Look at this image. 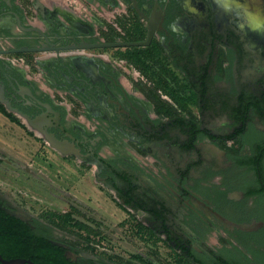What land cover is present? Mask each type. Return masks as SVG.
<instances>
[{
  "label": "flooded vegetation",
  "instance_id": "1",
  "mask_svg": "<svg viewBox=\"0 0 264 264\" xmlns=\"http://www.w3.org/2000/svg\"><path fill=\"white\" fill-rule=\"evenodd\" d=\"M121 2L115 28L96 17L90 34L25 33L24 47L44 49L53 96L0 57L6 97L35 128L5 117L59 159L94 167L95 184L135 220L137 240L168 249L161 256L264 264V0ZM71 46L85 48L57 51ZM28 196L0 188V260L123 264L45 220ZM82 225L93 227L77 219L68 228Z\"/></svg>",
  "mask_w": 264,
  "mask_h": 264
},
{
  "label": "rangeland",
  "instance_id": "2",
  "mask_svg": "<svg viewBox=\"0 0 264 264\" xmlns=\"http://www.w3.org/2000/svg\"><path fill=\"white\" fill-rule=\"evenodd\" d=\"M36 1L57 4L78 17H99L105 25L109 24L108 28H115L116 19L123 15L125 6L121 0H113L115 5L110 7V14H103L102 17L94 0ZM23 3L31 6L30 0ZM157 88L160 89V86ZM0 157L15 161L36 174L34 177L25 171L17 172L0 160V188H17L29 194L27 204L33 206V210L45 220L97 242L101 249L117 254V260L123 264H180L177 256H161L168 253L162 244L137 240L135 220L119 206L113 194L95 184L94 167L92 170L80 168L75 163L59 159L47 144L36 142L8 122L0 125ZM74 216L90 222L93 227L68 228L70 222L77 221Z\"/></svg>",
  "mask_w": 264,
  "mask_h": 264
},
{
  "label": "crops",
  "instance_id": "3",
  "mask_svg": "<svg viewBox=\"0 0 264 264\" xmlns=\"http://www.w3.org/2000/svg\"><path fill=\"white\" fill-rule=\"evenodd\" d=\"M23 1L26 0H0V49L12 51L24 47L26 44L21 42V39L26 36L25 33L29 28L39 29L43 33L59 32L65 37L78 32H81V35L90 34L95 30L90 16L78 17L76 13H70L67 9H63L64 7H59L57 4L49 5L44 1L39 3L36 0H30L31 6L28 7L24 5ZM94 1H96L101 14H110L109 9L114 5L113 0ZM16 5H20L22 11L17 9ZM62 12L64 15H61ZM66 18L69 21L72 20L71 18L79 21L83 25V30H78L68 24ZM65 24L68 25V29H66ZM10 59H22V61L20 64L15 65ZM44 59L39 54H12L6 57V62L13 71L24 70L26 79L39 83L44 90L53 96L52 86L48 87L44 84L49 83L48 78L45 77V74L47 75L49 71V66H47L46 61H43ZM7 122L14 127L12 122L0 111V125Z\"/></svg>",
  "mask_w": 264,
  "mask_h": 264
},
{
  "label": "water",
  "instance_id": "4",
  "mask_svg": "<svg viewBox=\"0 0 264 264\" xmlns=\"http://www.w3.org/2000/svg\"><path fill=\"white\" fill-rule=\"evenodd\" d=\"M28 33H38V34H42L44 36V38H47L46 35H44L39 29L36 28H30L29 30H27ZM138 46V45H146V44H129L126 46ZM104 45H93L91 46L89 49H94V48H103ZM85 47L83 46H71L68 48H61V49H57V51L60 50H81L84 49ZM44 49H37V48H29V47H22V48H16L15 50L12 51H3L0 50V57L3 56H7V55H12V54H26V53H40L42 52ZM0 103L2 105H4L6 107V109L9 112H13L16 113L20 118H23L25 123L30 126V129H34L35 128V123L26 115H24L22 112H20L18 109H14L12 107L11 102L7 99L6 97V88L4 85H2V82L0 81ZM44 136L46 141L50 144V146L56 150V151H61L62 145L60 144V142L55 138L54 135H51L47 132H44ZM2 261V260H0ZM3 264H25L24 261L21 260H15V261H2Z\"/></svg>",
  "mask_w": 264,
  "mask_h": 264
},
{
  "label": "trees",
  "instance_id": "5",
  "mask_svg": "<svg viewBox=\"0 0 264 264\" xmlns=\"http://www.w3.org/2000/svg\"><path fill=\"white\" fill-rule=\"evenodd\" d=\"M0 111H1V113H2L3 115H5V116L11 118L12 121L17 122V120H15V119L13 118V116L10 115V114L7 112L6 108H5L1 103H0Z\"/></svg>",
  "mask_w": 264,
  "mask_h": 264
},
{
  "label": "built area",
  "instance_id": "6",
  "mask_svg": "<svg viewBox=\"0 0 264 264\" xmlns=\"http://www.w3.org/2000/svg\"><path fill=\"white\" fill-rule=\"evenodd\" d=\"M99 16H102V17H103V14H101V12H99ZM113 17H114V16H113ZM48 55L50 56L51 54L48 53ZM54 55H56V54L54 53ZM10 61H11L13 64L18 65V64L21 63L22 59H15V60L10 59Z\"/></svg>",
  "mask_w": 264,
  "mask_h": 264
},
{
  "label": "bare ground",
  "instance_id": "7",
  "mask_svg": "<svg viewBox=\"0 0 264 264\" xmlns=\"http://www.w3.org/2000/svg\"><path fill=\"white\" fill-rule=\"evenodd\" d=\"M40 135H42L41 133H39Z\"/></svg>",
  "mask_w": 264,
  "mask_h": 264
}]
</instances>
